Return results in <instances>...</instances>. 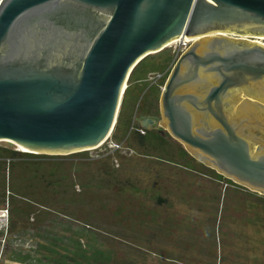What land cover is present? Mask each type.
Wrapping results in <instances>:
<instances>
[{
	"label": "water",
	"instance_id": "water-1",
	"mask_svg": "<svg viewBox=\"0 0 264 264\" xmlns=\"http://www.w3.org/2000/svg\"><path fill=\"white\" fill-rule=\"evenodd\" d=\"M247 36H264V0H0V142L54 156L98 149L135 67L198 38L175 56L161 124L264 196V44Z\"/></svg>",
	"mask_w": 264,
	"mask_h": 264
},
{
	"label": "trees",
	"instance_id": "trees-1",
	"mask_svg": "<svg viewBox=\"0 0 264 264\" xmlns=\"http://www.w3.org/2000/svg\"><path fill=\"white\" fill-rule=\"evenodd\" d=\"M169 55L143 60L132 72L119 119L108 140L115 141L119 148H106L94 157L88 151L54 156L18 152L13 144V149L0 147V197L4 201L7 197L8 205L13 204L9 207V230L16 231L22 220L21 237L30 239L33 246L32 254L18 251L12 257L14 261L142 264L131 258L135 252L168 257V252L148 244L151 237L165 238L190 250L195 245L188 242L195 236L194 227L185 226L183 216L167 208L172 207L169 194L212 214L215 243L231 223L260 225L264 230L263 194L201 163L167 130L160 127L147 131L140 126L139 120L157 119L160 114L159 94L167 77L150 85L146 79L144 85L133 82L148 71L160 74L170 65ZM141 170L146 173L140 174ZM187 221L191 224L189 218ZM74 223L84 226L90 235L75 237ZM185 231L192 235L187 236ZM8 235L5 244L9 245ZM96 246L102 248L99 253ZM195 248L215 256L216 264L226 261L225 253L219 249L213 253L211 244L209 248ZM107 254H111L108 260ZM192 258L185 255L184 260L191 262Z\"/></svg>",
	"mask_w": 264,
	"mask_h": 264
},
{
	"label": "rangeland",
	"instance_id": "rangeland-1",
	"mask_svg": "<svg viewBox=\"0 0 264 264\" xmlns=\"http://www.w3.org/2000/svg\"><path fill=\"white\" fill-rule=\"evenodd\" d=\"M247 40H255L256 42H261L264 44V36L263 37H252L249 36L245 37ZM179 50V44L177 42L171 43L165 50L162 52L155 54V55H149L144 60H152L156 56H159L162 53H168L169 56L172 58L170 61V65L165 68V70L160 71V74L157 73H150L149 71L144 74L141 80V84L144 85L142 82L146 79V83L152 84V82L155 80L158 81L160 77L163 75L162 80H165V77L169 76L170 70L173 68V64L175 61V56H177V52ZM167 81V80H166ZM159 82V81H158ZM162 92V91H161ZM161 94V93H160ZM159 94V95H160ZM157 127L165 129L162 124V116L161 113L157 116ZM138 124V120L136 122ZM106 143V142H105ZM12 143L7 141L0 142V147H6V148H12ZM116 145L115 141L110 140L108 143L104 144L102 147H99L96 150H90L88 153L91 156L98 157L101 152L105 151L106 148H112ZM16 147V150L19 152H24L21 148H18V146L14 145ZM16 151V152H17ZM12 159V158H10ZM9 158H7V161ZM137 172V169L134 173ZM140 172V169H139ZM145 174V171L141 170L140 174ZM156 173V172H155ZM155 173L153 175H155ZM142 180V179H141ZM259 193V192H258ZM166 195V194H165ZM171 198V204L172 207L167 206V208L171 212H177L179 215L183 216V220L185 223V226H191L193 225V229L195 232V236L191 237L193 239H190L188 242L189 244H195L200 245L201 248H209L211 244V248L215 252L216 249L221 250V252L225 253L226 261L222 264H264V230L260 227V225H245V224H235L231 223L229 224V229L225 231V233L220 232V237L217 238V242L215 243V223L212 221V218L210 212L206 210H199L196 206L190 205L181 198H179L176 194H169L168 195ZM8 198L6 197L5 201L3 198L0 197V207L5 206L8 204ZM13 207V204L11 202V206ZM188 218L191 221V224L187 221ZM19 221V220H18ZM64 225H70L69 222H61ZM178 227V226H177ZM175 227V228H177ZM180 227H183V225H180ZM74 228L76 235L75 237L78 238V236L81 234H87L90 235L89 232L85 229L84 226L79 225L78 223H74ZM69 228L66 230L68 231ZM7 230L2 229L0 232V239L2 238V235L6 233ZM22 233V220L19 221V224L17 226V230L11 232V230H8L10 237V244H5V241L0 240V264H23V262L14 261L12 259L14 254L21 252V250H24L30 252L32 250L33 246L30 244V239H27L24 237H21ZM179 233H183V229H179ZM185 234L187 236H191L192 234L188 231H185ZM174 235V234H173ZM204 235V236H203ZM70 237H74L73 235H70ZM178 238V237H176ZM224 239V242L220 239ZM72 240V239H71ZM221 240V241H220ZM68 242H70L68 240ZM184 241V239L182 240ZM89 243V240L88 242ZM149 245H153L155 248L162 250L163 252H168L167 256H162L161 253L158 256H155L154 254H150L148 252L142 254L141 252H135L131 258L134 260H137L141 262L142 264H216L215 256L211 255L208 256L207 254L201 252V249L195 248V245L191 247L189 250H184V248L180 247L179 245L169 243V241L165 240V238L157 239L156 237H151L148 241ZM35 246V245H34ZM36 247V246H35ZM18 249V250H17ZM101 246H96L95 250L99 253L101 250ZM104 251H107L106 247L104 248ZM31 253V252H30ZM32 254V253H31ZM185 255H188L190 257H193L191 262L189 260L185 261ZM111 254H107L105 259L108 260L110 258ZM19 257V256H17ZM82 260H86V258H82ZM86 264V262H84ZM221 264V263H219Z\"/></svg>",
	"mask_w": 264,
	"mask_h": 264
},
{
	"label": "built area",
	"instance_id": "built-area-1",
	"mask_svg": "<svg viewBox=\"0 0 264 264\" xmlns=\"http://www.w3.org/2000/svg\"><path fill=\"white\" fill-rule=\"evenodd\" d=\"M176 42H177V44H179V50L177 52V57L183 53V51L186 49V47L189 46L190 43H192L191 39L188 37H185L179 41L177 40ZM119 147H120V145L116 144L112 148L117 149ZM8 206L9 205L7 204L6 206L0 207V232L2 231V229L7 230V232L3 234L4 237L0 239L3 242L6 239V235L8 233L9 226H10V209Z\"/></svg>",
	"mask_w": 264,
	"mask_h": 264
},
{
	"label": "flooded vegetation",
	"instance_id": "flooded-vegetation-1",
	"mask_svg": "<svg viewBox=\"0 0 264 264\" xmlns=\"http://www.w3.org/2000/svg\"><path fill=\"white\" fill-rule=\"evenodd\" d=\"M233 38H235V37H233ZM197 39H198V38H197ZM238 39H239V38H238ZM245 40H247V39H245ZM248 41H252V42H253V41H255V40H248ZM192 42H193V41H192ZM190 45H191V43L189 44V46H190ZM189 46H188V47H189ZM188 47H186L185 50H187ZM185 50H184V51H185ZM184 51H183V52H184ZM181 55H182V54H180L179 56H181ZM179 56H178L177 58H179ZM173 65H174V64H173ZM162 77H163V75L160 77V79H161ZM160 79H159V80H160ZM159 80H158V81H159ZM262 139H264V138H262Z\"/></svg>",
	"mask_w": 264,
	"mask_h": 264
},
{
	"label": "crops",
	"instance_id": "crops-1",
	"mask_svg": "<svg viewBox=\"0 0 264 264\" xmlns=\"http://www.w3.org/2000/svg\"><path fill=\"white\" fill-rule=\"evenodd\" d=\"M142 77L138 78V80H135L133 82V84H135L136 86H138L141 83Z\"/></svg>",
	"mask_w": 264,
	"mask_h": 264
},
{
	"label": "bare ground",
	"instance_id": "bare-ground-1",
	"mask_svg": "<svg viewBox=\"0 0 264 264\" xmlns=\"http://www.w3.org/2000/svg\"><path fill=\"white\" fill-rule=\"evenodd\" d=\"M260 37H263V36H260ZM244 38H245V37H244ZM257 38H258V37H257ZM194 40H197V39H193V41H194ZM174 42H175V41H174ZM255 42H256V41H255ZM256 43L263 44V43H261V42H258V41H257ZM22 150L26 152V150H25V149H22Z\"/></svg>",
	"mask_w": 264,
	"mask_h": 264
},
{
	"label": "clouds",
	"instance_id": "clouds-1",
	"mask_svg": "<svg viewBox=\"0 0 264 264\" xmlns=\"http://www.w3.org/2000/svg\"><path fill=\"white\" fill-rule=\"evenodd\" d=\"M163 87H164V86H163ZM163 87H162V88H163ZM109 139H110V138H109ZM107 142H108V141H107ZM102 146H103V145H102Z\"/></svg>",
	"mask_w": 264,
	"mask_h": 264
}]
</instances>
